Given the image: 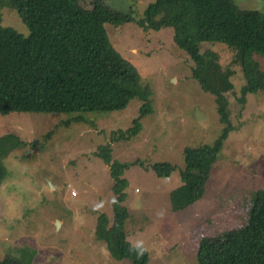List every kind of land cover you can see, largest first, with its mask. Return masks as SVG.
Wrapping results in <instances>:
<instances>
[{
	"label": "rangeland",
	"instance_id": "374dc122",
	"mask_svg": "<svg viewBox=\"0 0 264 264\" xmlns=\"http://www.w3.org/2000/svg\"><path fill=\"white\" fill-rule=\"evenodd\" d=\"M105 1L131 19L106 26L100 81L149 86L154 113L140 120L136 136L114 142L113 132L129 129L138 118V97L112 112L0 114V170L7 174L0 188V260L13 255L27 264H130L113 259L95 237L96 214L110 216L114 199L110 168L95 156L101 145H111L113 162L131 165L123 176L126 236L130 244L145 246L149 264H198L201 241L245 226L255 193L264 190V91L246 95L242 104L246 81L236 51L203 43L209 82L224 90L230 120L240 127L225 141L203 199L173 212L185 149L211 145L222 133L216 97L193 78L195 64L178 48L173 28L143 31L134 23L155 0ZM94 2L75 0L82 9ZM234 2L264 15V0ZM0 19L29 35L11 0H0ZM254 60L264 73V54L255 53ZM162 163L178 168L170 179H159L151 168Z\"/></svg>",
	"mask_w": 264,
	"mask_h": 264
},
{
	"label": "trees",
	"instance_id": "16d2710c",
	"mask_svg": "<svg viewBox=\"0 0 264 264\" xmlns=\"http://www.w3.org/2000/svg\"><path fill=\"white\" fill-rule=\"evenodd\" d=\"M11 2L30 33L24 36L3 26L0 19V114L112 112L125 109L138 97V118L129 129L113 132L111 142L136 136L141 130L140 120L154 113L153 91L147 85L128 89L114 80L101 82L98 76L109 43L106 26H120L131 16L112 9L105 0H95L92 9L78 7L75 0ZM134 23L143 31L174 29L178 48L195 64L193 78L204 92L216 97L223 125L213 144L185 149L183 186L171 195L173 212L181 213L203 199L225 141L240 127L230 120L224 90L209 82V54L203 52L202 44L222 43L236 51L246 81L241 98L244 104L246 95L264 91V73L254 60L255 53L264 54V15L241 9L234 0H155ZM95 156L110 168L114 197L110 216L96 214L95 237L105 242L116 261L149 264L150 253L145 246L130 244L126 236L128 212L123 204L127 181L123 176L131 165L113 162L111 145L99 146ZM151 168L159 179H170L178 170L169 163ZM6 177L2 168L0 188ZM0 264L27 263L7 255ZM198 264H264V190L255 193L245 226L201 241Z\"/></svg>",
	"mask_w": 264,
	"mask_h": 264
},
{
	"label": "built area",
	"instance_id": "2783aa9c",
	"mask_svg": "<svg viewBox=\"0 0 264 264\" xmlns=\"http://www.w3.org/2000/svg\"><path fill=\"white\" fill-rule=\"evenodd\" d=\"M72 196H76V193L75 192H72Z\"/></svg>",
	"mask_w": 264,
	"mask_h": 264
}]
</instances>
